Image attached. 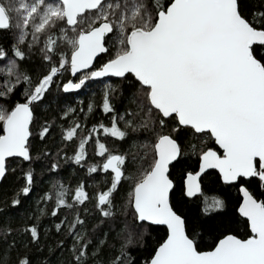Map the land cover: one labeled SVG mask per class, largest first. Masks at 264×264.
I'll return each instance as SVG.
<instances>
[{"label": "snow or ice", "instance_id": "1", "mask_svg": "<svg viewBox=\"0 0 264 264\" xmlns=\"http://www.w3.org/2000/svg\"><path fill=\"white\" fill-rule=\"evenodd\" d=\"M0 33L10 37L0 45V181L15 160L28 165L23 186L0 202V264H264V192L248 186L264 187V4L254 11L251 0H0ZM35 60L38 76L22 67ZM99 78H107L99 103H72ZM54 88L67 97L34 131ZM117 96L127 102L122 112ZM61 119L60 143L73 145L71 155L46 148L34 157L30 138L43 142ZM109 138L137 151L113 150ZM192 156L197 168L188 166ZM41 157L53 175L62 162L86 166L104 190L90 197L84 180L73 188L53 180L34 201L52 206L34 214L26 202ZM212 169L239 186L234 216L220 198L205 197L195 215L183 210ZM90 200L98 221L89 227ZM239 218L246 238L232 228ZM100 226L107 231L98 236ZM155 226L164 235L149 248ZM136 246L143 260L129 251Z\"/></svg>", "mask_w": 264, "mask_h": 264}, {"label": "trees", "instance_id": "2", "mask_svg": "<svg viewBox=\"0 0 264 264\" xmlns=\"http://www.w3.org/2000/svg\"><path fill=\"white\" fill-rule=\"evenodd\" d=\"M251 4L253 6V10H259L260 5L264 4V0H251ZM10 43V37L0 33V45H7ZM104 57L100 56L97 60V63H101ZM24 69L30 70L33 76H38L41 72V65L38 60L30 61L29 63L22 66ZM105 81H94L91 83L86 90L82 89L79 93L73 94L70 99L72 103L78 102V97L82 98L84 105H86L90 98V94H94V98L99 103L102 94V83ZM67 97V94H62L57 91V89H53V94L50 98V103L48 101L45 104L40 105V107L36 111L37 123L33 124L34 131L38 128L40 124H43L45 120H48L50 123L53 121L57 112L59 111L61 105L58 104V101H63ZM114 105L117 112H122L127 106V102L124 99H121L117 96L114 100ZM111 118V114H100L98 119L104 120L108 122ZM63 123V119L57 122L55 132L53 135L47 137L46 140L41 142L39 136H34L31 139L32 142V152L35 157L38 151H43L46 148L51 149L53 153H56L58 149L62 151H67L69 155H71L73 151V145L68 143L66 147H62L60 143V124ZM142 138L143 134H139ZM108 147L113 150H126L129 154L134 153L137 149L134 146H130L129 143L124 142L121 143L115 138H109L106 141ZM89 152H92V148H89ZM188 166L190 168H197L198 163L195 156H192L190 160L187 161ZM27 162H21L19 159L15 160L11 164V168L14 169L8 177L7 180H4L0 183V202H3L6 197L11 198L13 192L18 187L23 186L25 183V177L23 175V171L27 170ZM32 167L35 169L36 183L33 187L31 196L29 200L26 202L27 204H31V209L34 214H38L35 210L37 206L34 201L40 197V195L49 190L50 183L53 180H59L65 185H68L70 188H73L80 180H84L86 184V190L89 192L90 197H92L93 191L99 192L104 190L105 185L100 176H96V174H92L94 179H90L89 174L86 171V166H75L68 162H62L61 168L57 170L55 175L50 174L48 171V160L41 157L39 160H36ZM101 181V183H99ZM250 190L254 193L259 194L260 192H264L263 187H257L255 182L251 185H248ZM238 185H230L225 184L222 180L219 179V173L214 170H210L207 172V175H204L202 178V194L194 198H190L183 205V210L186 212H190L191 214H197L204 206L205 197H207V202L211 203L215 198L223 199L227 205V215L229 217L236 215L235 208L238 207L239 202L241 201L240 192L238 190ZM43 206L50 208L52 205H44ZM88 207L90 209V218H89V227L91 224L97 223L98 214L95 211H91L93 208V201L90 200L88 202ZM65 213L68 214V210L65 209ZM23 214V213H21ZM49 216H41L40 221L42 226L47 225L49 223ZM127 223L129 226L134 227L132 224L131 217L128 218ZM123 224L120 225L122 227ZM232 228L236 234H238L241 238H246L248 234H250V230L245 226L244 218H239L238 222L233 223ZM107 231V228L104 226L99 227V231L97 235L100 236L102 232ZM165 229L162 226H155L154 230H152L145 239L148 241L147 247L151 248L155 246L156 242L160 240L164 235ZM115 236V231L112 233ZM54 239V238H53ZM211 237H205L204 242L201 244V248L203 249L208 242H210ZM116 244H119V240L115 241ZM66 243H71V238L68 237ZM129 251H132L134 255L138 256L140 260L144 259V251L139 246H136L134 249L130 248ZM56 258L63 262L67 257L66 254H61L59 251L56 253Z\"/></svg>", "mask_w": 264, "mask_h": 264}, {"label": "rangeland", "instance_id": "3", "mask_svg": "<svg viewBox=\"0 0 264 264\" xmlns=\"http://www.w3.org/2000/svg\"><path fill=\"white\" fill-rule=\"evenodd\" d=\"M103 84V83H102ZM86 90H88V88H85ZM89 98L90 99H93L94 98V94H90L89 95ZM78 101H82V98H80V97H78ZM95 99V98H94ZM99 183H101V181H99ZM105 185V184H104ZM97 192H95V191H93V194H92V197H94L95 196V194H96ZM39 198V197H38ZM37 198V199H38ZM37 206V205H36ZM37 207H45V206H43L42 204L41 205H39V206H37Z\"/></svg>", "mask_w": 264, "mask_h": 264}, {"label": "water", "instance_id": "4", "mask_svg": "<svg viewBox=\"0 0 264 264\" xmlns=\"http://www.w3.org/2000/svg\"><path fill=\"white\" fill-rule=\"evenodd\" d=\"M102 56V55H101ZM102 79H105V78H99L98 80H102ZM77 91H79V90H76V92ZM218 147V146H217ZM212 170H214V169H212ZM208 171H210V170H207V172ZM214 171H217L218 172V170H214ZM203 176H204V174H202V178H203ZM202 178H201V190H202ZM2 181H0V183H1ZM263 189H264V187H263ZM199 194H197V196H198ZM240 196H241V199H242V193H240Z\"/></svg>", "mask_w": 264, "mask_h": 264}, {"label": "flooded vegetation", "instance_id": "5", "mask_svg": "<svg viewBox=\"0 0 264 264\" xmlns=\"http://www.w3.org/2000/svg\"><path fill=\"white\" fill-rule=\"evenodd\" d=\"M99 59V58H98ZM97 62V61H96ZM107 78L102 79V80H97V81H105ZM81 90L77 91L76 93H79Z\"/></svg>", "mask_w": 264, "mask_h": 264}]
</instances>
